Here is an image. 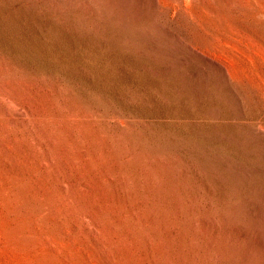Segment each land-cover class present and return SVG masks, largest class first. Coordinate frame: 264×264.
<instances>
[{
  "label": "rangeland",
  "instance_id": "rangeland-1",
  "mask_svg": "<svg viewBox=\"0 0 264 264\" xmlns=\"http://www.w3.org/2000/svg\"><path fill=\"white\" fill-rule=\"evenodd\" d=\"M164 2L0 0V264H264V0Z\"/></svg>",
  "mask_w": 264,
  "mask_h": 264
},
{
  "label": "bare ground",
  "instance_id": "bare-ground-1",
  "mask_svg": "<svg viewBox=\"0 0 264 264\" xmlns=\"http://www.w3.org/2000/svg\"><path fill=\"white\" fill-rule=\"evenodd\" d=\"M164 1L167 2L168 3L167 5H169V7L172 8L173 10H178L180 12H183L184 10H188L187 14H189V15H187V16H189V17L190 16L193 17L194 15H196V10L192 6L196 5L195 7H199L200 10L204 9V6L201 5V0H164ZM158 6H159V4H158ZM159 9H160V7H159ZM164 9H165V7H164ZM166 9H169V8H166ZM165 16H166V13H165ZM185 16H186V14H185ZM194 24H196L197 27L200 30H202L201 38H202L203 43H206L210 46L212 45L213 41L216 40L217 36L220 37V39H222V41L225 45H229L236 40V37H234L233 35H231L229 33L221 31V30L218 31V34L213 33L214 31L219 30L220 26H218V25L208 26L205 22V19H204V21H202L200 18H198L197 22L195 21Z\"/></svg>",
  "mask_w": 264,
  "mask_h": 264
}]
</instances>
